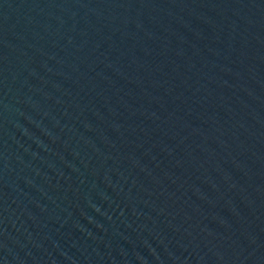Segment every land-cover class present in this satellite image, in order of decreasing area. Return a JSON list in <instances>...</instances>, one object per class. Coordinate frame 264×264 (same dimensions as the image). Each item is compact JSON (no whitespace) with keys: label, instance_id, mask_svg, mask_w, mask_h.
<instances>
[{"label":"water","instance_id":"1","mask_svg":"<svg viewBox=\"0 0 264 264\" xmlns=\"http://www.w3.org/2000/svg\"><path fill=\"white\" fill-rule=\"evenodd\" d=\"M0 264H264V0H0Z\"/></svg>","mask_w":264,"mask_h":264}]
</instances>
